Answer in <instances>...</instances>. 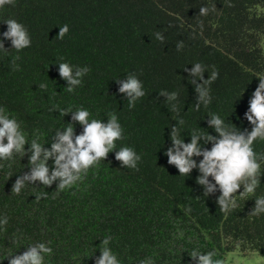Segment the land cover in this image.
Returning <instances> with one entry per match:
<instances>
[{"label": "trees", "instance_id": "1", "mask_svg": "<svg viewBox=\"0 0 264 264\" xmlns=\"http://www.w3.org/2000/svg\"><path fill=\"white\" fill-rule=\"evenodd\" d=\"M264 261V0H0V264Z\"/></svg>", "mask_w": 264, "mask_h": 264}, {"label": "rangeland", "instance_id": "2", "mask_svg": "<svg viewBox=\"0 0 264 264\" xmlns=\"http://www.w3.org/2000/svg\"><path fill=\"white\" fill-rule=\"evenodd\" d=\"M222 264H264V261L256 252L242 254L234 250L224 254Z\"/></svg>", "mask_w": 264, "mask_h": 264}]
</instances>
